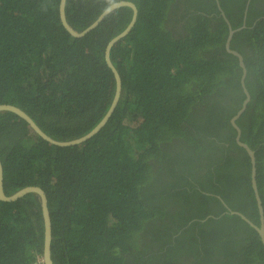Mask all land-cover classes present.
Listing matches in <instances>:
<instances>
[{"label":"trees","instance_id":"1","mask_svg":"<svg viewBox=\"0 0 264 264\" xmlns=\"http://www.w3.org/2000/svg\"><path fill=\"white\" fill-rule=\"evenodd\" d=\"M60 1L0 0V105L71 141L111 107L116 81L105 51L133 12L121 7L75 38ZM121 1L135 4L138 17L111 50L122 80L114 113L90 140L58 147L1 112L6 195L45 191L53 264H264L258 233L231 214L260 225L251 160L231 125L246 98L242 70L225 49L216 1L67 0V21L81 32ZM218 2L234 30L245 26L231 41L251 96L237 125L255 152L264 209V0ZM182 21L188 34L175 37L169 25ZM43 240L37 195L0 200V264H36Z\"/></svg>","mask_w":264,"mask_h":264},{"label":"water","instance_id":"2","mask_svg":"<svg viewBox=\"0 0 264 264\" xmlns=\"http://www.w3.org/2000/svg\"><path fill=\"white\" fill-rule=\"evenodd\" d=\"M215 1L217 3V8H218L219 12L221 13L222 18L228 27V37H227V40L225 43V49H226L227 53L233 55L234 57H236L238 59L239 66L242 70L241 85H242V89H243V92H244L246 98L242 104L241 109L238 111V113L233 118H231V125L236 130V133H237L236 142H237L238 146L246 151V153L248 154V156L251 160V184H252V189H253V192L255 195V199H256L257 207H258V211H259L260 225L254 224L247 217H245L244 215H242L238 212H231V214L240 216L246 223H248L258 233L257 235H259L261 242L263 244V247H264V209H263L262 200H261L259 190H258V186H257V179H256L257 168H256L255 152L246 143H244L241 140L242 132H241L240 127L237 125V120L241 117V115L246 110L247 105L251 100V96H250V93L247 90L246 85H245V80L247 77V69H246V65L244 63V59H243L241 54H239L237 51L231 49V41H232L235 33L242 30L245 26H243L240 29L234 30L232 28L229 20L227 19L224 11L222 10V8L220 6V2H218L219 0H215ZM66 3H67V0H61L60 1L59 11H58L60 13V20H61V23H62L63 27L65 28V30L75 38L84 37L90 31L97 28L99 26V24L108 15H110L111 13H113L114 11L118 10L121 7L130 8L133 12V17H132V20H131L130 24L128 25V27L121 34H119L114 39H112L107 45V48L105 51V61H106L109 69L112 71V73L115 77V81H116L115 97L113 99V102L111 104L110 109L108 110V112L106 113V115L104 116L102 121L97 126H95V128L90 133H88L87 135H85L79 139H75V140H71V141L55 140L52 137H50L49 135H47L43 130H41V128L34 122V120L29 115H27V113H25L22 109H20L19 107H16L13 105H7V104L0 105V113L1 112H10V113L17 115L19 118L26 121L29 124V126L31 127L32 131H34L40 138H42L44 141H46V142H48L54 146H58V147L76 146L77 144L79 145V144H82V143L90 140L91 138H93L95 135H97L102 130L104 125H106V123L108 122V120L110 119L112 114L114 113V111L117 107V104L119 102L121 93H122V80H121V76H120L118 70L116 69V67L114 66V64L111 61V58H110L111 50L116 43H118L121 39H123L124 37H126L128 35V33L134 27V25L137 21V17H138V9H137V7H135L136 6L135 4H133L131 2H127V1H121V2L115 3V4L111 5L110 7L106 8V10L98 17V19L94 23H92L88 28H86L85 30H83L81 32H77L69 25V23L67 21V17H66V13H65ZM29 194H35L39 198L42 216H43V225H44V240H43V247H42L43 248V260H44L45 264H53V261L51 259V247H50L51 242H52V224H51L50 211L48 208L47 195H46L45 191L42 188L37 187V186H29V187H26V188L19 190L18 192H16L15 194H13L11 196H7L5 193V190H4L3 165H2V162L0 159V200L4 201V202H15V201H17V200H19V199H21V198H23ZM226 208H227V206H226Z\"/></svg>","mask_w":264,"mask_h":264},{"label":"flooded vegetation","instance_id":"3","mask_svg":"<svg viewBox=\"0 0 264 264\" xmlns=\"http://www.w3.org/2000/svg\"><path fill=\"white\" fill-rule=\"evenodd\" d=\"M179 7H180L179 14H183V12L186 13L187 10H186L185 6L180 5ZM192 13H193V11L191 10L190 13L187 15L188 16L187 18L192 16ZM220 16H221V13H220ZM186 26H187V21H182V22L177 23L175 25L174 24L169 25V29L171 30V32L173 33V35L175 37H178V36L184 37V36H186V34H188V31H186Z\"/></svg>","mask_w":264,"mask_h":264},{"label":"built area","instance_id":"4","mask_svg":"<svg viewBox=\"0 0 264 264\" xmlns=\"http://www.w3.org/2000/svg\"><path fill=\"white\" fill-rule=\"evenodd\" d=\"M36 264H45L43 257H39L36 261Z\"/></svg>","mask_w":264,"mask_h":264}]
</instances>
